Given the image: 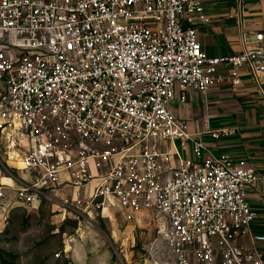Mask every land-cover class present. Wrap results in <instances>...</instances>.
<instances>
[{
	"label": "built area",
	"instance_id": "obj_1",
	"mask_svg": "<svg viewBox=\"0 0 264 264\" xmlns=\"http://www.w3.org/2000/svg\"><path fill=\"white\" fill-rule=\"evenodd\" d=\"M210 21L204 0H0V130L24 173L14 199L150 224L149 264H264L249 228L255 166L203 156L170 109L190 90L207 106L243 71L264 95V15L225 54L201 46Z\"/></svg>",
	"mask_w": 264,
	"mask_h": 264
},
{
	"label": "crops",
	"instance_id": "obj_2",
	"mask_svg": "<svg viewBox=\"0 0 264 264\" xmlns=\"http://www.w3.org/2000/svg\"><path fill=\"white\" fill-rule=\"evenodd\" d=\"M211 16L208 24H198V37L208 54L238 51L241 23L247 28L262 23L264 0H204ZM242 84L231 89L224 83L211 86L207 106L198 92L190 90L184 101L174 99L170 109L186 122L192 137L202 138V155L226 153L252 162L258 178L248 188V200L256 211L250 234H264V95L248 72L241 74ZM226 127L227 133L212 137L207 129ZM193 157V154H190ZM264 258V239L253 242Z\"/></svg>",
	"mask_w": 264,
	"mask_h": 264
},
{
	"label": "rangeland",
	"instance_id": "obj_3",
	"mask_svg": "<svg viewBox=\"0 0 264 264\" xmlns=\"http://www.w3.org/2000/svg\"><path fill=\"white\" fill-rule=\"evenodd\" d=\"M5 151L0 130V264H149L150 224L126 221L111 211L79 222L49 200L17 202L9 186L19 185L24 173Z\"/></svg>",
	"mask_w": 264,
	"mask_h": 264
}]
</instances>
